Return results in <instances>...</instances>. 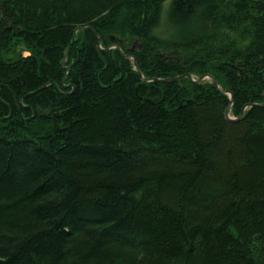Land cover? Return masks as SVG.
<instances>
[{
	"label": "trees",
	"instance_id": "trees-1",
	"mask_svg": "<svg viewBox=\"0 0 264 264\" xmlns=\"http://www.w3.org/2000/svg\"><path fill=\"white\" fill-rule=\"evenodd\" d=\"M0 264H264V0H0Z\"/></svg>",
	"mask_w": 264,
	"mask_h": 264
},
{
	"label": "rangeland",
	"instance_id": "rangeland-1",
	"mask_svg": "<svg viewBox=\"0 0 264 264\" xmlns=\"http://www.w3.org/2000/svg\"><path fill=\"white\" fill-rule=\"evenodd\" d=\"M162 21H161V27H162ZM195 26H197V25H195V24H193V26H192V24H191V26H188L191 30L192 29H194L195 28ZM132 49V48H131ZM130 49V50H131ZM209 76V75H208ZM210 78H212L211 76H209ZM209 77H205L204 79H202V81L201 82H199V83H202V84H208V83H211V80L209 79ZM203 78V77H202ZM213 79V78H212ZM192 81H194V82H197L199 79H195V78H192L191 79ZM228 118L229 119H231V117H229V115H228Z\"/></svg>",
	"mask_w": 264,
	"mask_h": 264
},
{
	"label": "water",
	"instance_id": "water-1",
	"mask_svg": "<svg viewBox=\"0 0 264 264\" xmlns=\"http://www.w3.org/2000/svg\"><path fill=\"white\" fill-rule=\"evenodd\" d=\"M78 30H84V29H78ZM132 64L134 65L135 64V62L133 61L132 62ZM232 69H235V68H233V67H231ZM137 72H138V74H140L139 73V70H137ZM189 78V77H188ZM202 79H204V77L202 78H200L196 83H199V82H201L202 81ZM213 84L216 86V84L213 82ZM216 88H217V86H216ZM221 93H223V94H225L226 92L225 91H223V90H219ZM231 95V94H230ZM232 97V96H231ZM228 112H229V109L226 111V113H225V117H226V119L229 121V122H233V120H231V119H229L228 118ZM243 115V112H242V114L240 115V117H239V119L241 118V116Z\"/></svg>",
	"mask_w": 264,
	"mask_h": 264
},
{
	"label": "bare ground",
	"instance_id": "bare-ground-1",
	"mask_svg": "<svg viewBox=\"0 0 264 264\" xmlns=\"http://www.w3.org/2000/svg\"><path fill=\"white\" fill-rule=\"evenodd\" d=\"M131 51H133V50H132V49H131V50H128V52H131ZM125 58H127V56H125ZM204 78H205V77H204ZM209 79L211 80V82H212V84H213V82H214L213 79L210 78V77H209ZM214 83H215V82H214ZM215 84H216V83H215ZM213 85H214V84H213ZM214 86H215V85H214ZM215 87H216V86H215ZM218 90H219V89H218ZM225 94H227V95L230 97V99L232 98L231 95H230V93H227V92H226Z\"/></svg>",
	"mask_w": 264,
	"mask_h": 264
}]
</instances>
